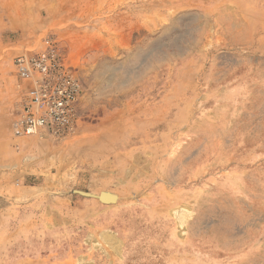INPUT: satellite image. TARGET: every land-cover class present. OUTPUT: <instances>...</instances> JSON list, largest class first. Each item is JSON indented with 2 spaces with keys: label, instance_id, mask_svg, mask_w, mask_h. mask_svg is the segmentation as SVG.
<instances>
[{
  "label": "rangeland",
  "instance_id": "rangeland-1",
  "mask_svg": "<svg viewBox=\"0 0 264 264\" xmlns=\"http://www.w3.org/2000/svg\"><path fill=\"white\" fill-rule=\"evenodd\" d=\"M24 4L0 19V264H264V0ZM47 39L79 118L25 136L16 60Z\"/></svg>",
  "mask_w": 264,
  "mask_h": 264
},
{
  "label": "built area",
  "instance_id": "built-area-1",
  "mask_svg": "<svg viewBox=\"0 0 264 264\" xmlns=\"http://www.w3.org/2000/svg\"><path fill=\"white\" fill-rule=\"evenodd\" d=\"M17 65L27 70L29 85L22 104V135H62L74 129L81 93L79 79L63 63L58 47L49 39L41 51L22 55Z\"/></svg>",
  "mask_w": 264,
  "mask_h": 264
},
{
  "label": "crops",
  "instance_id": "crops-1",
  "mask_svg": "<svg viewBox=\"0 0 264 264\" xmlns=\"http://www.w3.org/2000/svg\"><path fill=\"white\" fill-rule=\"evenodd\" d=\"M23 3L24 6H20L18 8V11H10V9H3L2 8V1L0 2V19H28V14L31 13V11H28L27 7L24 4V0H15V3ZM24 24H22V26L20 27V29H22V31H24ZM15 29V28H14ZM12 30V27H11ZM5 166L13 164V161L9 160L7 162H3ZM2 161L0 160V190L2 188L3 183L6 184L5 179H3V177H1V172H2ZM24 189L29 190V192H31L30 190L34 189L33 184H24Z\"/></svg>",
  "mask_w": 264,
  "mask_h": 264
}]
</instances>
